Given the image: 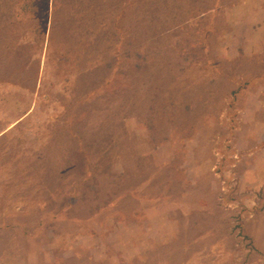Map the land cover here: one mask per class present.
<instances>
[{"label": "rangeland", "instance_id": "374dc122", "mask_svg": "<svg viewBox=\"0 0 264 264\" xmlns=\"http://www.w3.org/2000/svg\"><path fill=\"white\" fill-rule=\"evenodd\" d=\"M0 264H264V0H0Z\"/></svg>", "mask_w": 264, "mask_h": 264}]
</instances>
